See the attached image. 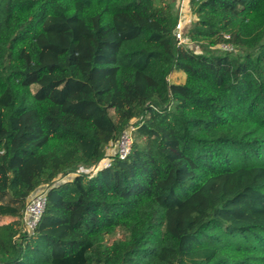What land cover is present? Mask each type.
<instances>
[{
  "label": "trees",
  "instance_id": "trees-1",
  "mask_svg": "<svg viewBox=\"0 0 264 264\" xmlns=\"http://www.w3.org/2000/svg\"><path fill=\"white\" fill-rule=\"evenodd\" d=\"M189 2L0 0V264H264V0Z\"/></svg>",
  "mask_w": 264,
  "mask_h": 264
},
{
  "label": "built area",
  "instance_id": "built-area-1",
  "mask_svg": "<svg viewBox=\"0 0 264 264\" xmlns=\"http://www.w3.org/2000/svg\"><path fill=\"white\" fill-rule=\"evenodd\" d=\"M188 0H179V6L184 5ZM181 7V6H180ZM182 19H179L177 26L175 28V35L177 36L179 43H184V38L182 35ZM225 47V50H233V47L229 44H221ZM220 45V46H221ZM140 119H133L125 130L122 132L120 138L112 143L109 148H113V152L107 153V157L103 159L99 164L93 166L91 168H83L81 172L89 173L91 175L95 174L98 170L104 167H108L111 164V157L118 156L120 158H125L132 150L133 146V132L137 127ZM93 172V173H92ZM75 174H69L67 176H61L57 179L56 182H63L68 180L71 176ZM50 189V185H43L40 187L35 193L31 194L27 200L25 209L23 212V228L24 232L27 234H31L36 229L39 221L43 217L47 201H48V190Z\"/></svg>",
  "mask_w": 264,
  "mask_h": 264
},
{
  "label": "rangeland",
  "instance_id": "rangeland-1",
  "mask_svg": "<svg viewBox=\"0 0 264 264\" xmlns=\"http://www.w3.org/2000/svg\"><path fill=\"white\" fill-rule=\"evenodd\" d=\"M171 1L175 5V7L179 10V19H182V26L186 25V29H188L187 27H190L192 22L195 20V16L192 14L191 9H190L189 0L184 5H180L181 7L178 5L177 0H171ZM184 43L197 52L203 51V48L200 44L193 43L189 39H185ZM223 50H225V47L222 45L212 48V51H216V52H222ZM185 78H186V75L184 72H175L171 74L170 81L184 82ZM111 152H113V148L110 149V153ZM122 233L123 232L120 230L118 233V236H121Z\"/></svg>",
  "mask_w": 264,
  "mask_h": 264
},
{
  "label": "crops",
  "instance_id": "crops-1",
  "mask_svg": "<svg viewBox=\"0 0 264 264\" xmlns=\"http://www.w3.org/2000/svg\"><path fill=\"white\" fill-rule=\"evenodd\" d=\"M177 1H178V5H179V0H177ZM110 149H111V148L108 149V152H109V153H110Z\"/></svg>",
  "mask_w": 264,
  "mask_h": 264
}]
</instances>
